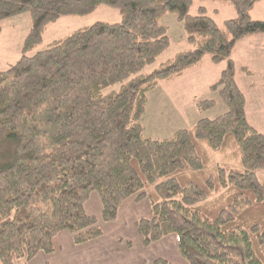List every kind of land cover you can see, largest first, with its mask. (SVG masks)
<instances>
[{"label":"trees","instance_id":"trees-1","mask_svg":"<svg viewBox=\"0 0 264 264\" xmlns=\"http://www.w3.org/2000/svg\"><path fill=\"white\" fill-rule=\"evenodd\" d=\"M220 1L236 13L222 25L203 7L191 15L194 0H0V32L3 20L27 13L32 20L21 57L0 71V141H15L14 159L0 170L1 264L54 253L61 232L76 245L103 237L98 218L85 210L92 192L103 222L115 221L131 196L150 201L152 214L138 220L144 247L175 234L187 264H264V184L257 176L264 133L248 122L232 59L238 41L264 34V19L251 17L261 0ZM101 6L118 10L121 21L96 22L28 55L49 24ZM168 12L183 23L191 47L144 73L170 46L160 23ZM206 54L226 63L212 88L227 111L168 138H146L148 93ZM211 151L236 165L214 164Z\"/></svg>","mask_w":264,"mask_h":264},{"label":"rangeland","instance_id":"rangeland-1","mask_svg":"<svg viewBox=\"0 0 264 264\" xmlns=\"http://www.w3.org/2000/svg\"><path fill=\"white\" fill-rule=\"evenodd\" d=\"M201 7L205 8L206 14L212 17L218 25H222L226 20L236 16L231 3L220 0H194L190 14L193 16L199 15V8ZM251 17L254 20L264 19V0L255 4L251 11ZM120 21L121 16L118 10L106 6H101L86 16L62 17L47 26L43 34V41L30 51L28 55L32 56L39 51L45 50L54 40L64 38L75 30L90 26L96 22L118 23ZM31 23V16L28 13L1 22L0 71L11 68L21 57L22 47L26 36L30 32ZM160 23L168 29L167 35L170 40V46L157 58L154 64L143 70L147 74L152 73L160 64L173 58L177 53L191 47L186 41L187 35L183 23L177 19L176 14L166 13L161 18ZM258 37L259 34L246 37L242 39V42H238L232 59L237 60L236 82L246 96L248 122L261 133H264V85L259 88L256 74L258 70L260 72L264 69V51L257 48L258 44L263 43L257 41ZM225 66V62L213 63L210 55L206 54L196 66L184 71L181 78L173 81H160L158 87L147 95L146 115L142 120L144 136L151 139L168 138L177 130L190 129L200 119H215L224 114L227 111V106L221 99L218 90L213 89L212 86L218 82L222 68ZM241 66H247L255 74L247 76L249 74H245L240 70ZM118 89L119 85H115L104 92L109 93ZM259 97L262 99L261 101ZM191 98L196 99L195 103H193ZM205 100H213L215 105L199 110L197 107L198 103ZM14 155L15 141L11 138H5L0 141V170L12 162ZM211 158L214 164L224 168L228 167L227 165L233 167L236 165L234 161L226 159L225 154L211 151ZM257 176L259 181L264 184V170H259ZM126 200L134 201L139 205L133 208L128 203L121 214L120 224H107L112 222H103L101 220V199L98 192H92L85 203L86 212L98 218V224L105 232V245H114L112 240L119 237V239L121 238L120 242L125 240V243L130 242L131 246L132 243L135 245L134 252L137 251L135 256L143 259L145 264H152L157 258H163L175 264H187L177 248L175 234H169L152 242L147 247L142 245L138 220L143 217H149L152 214V205L147 198L136 202L135 196H131ZM124 202L118 210V215ZM247 222L250 224L255 221L250 219ZM256 222L260 221L257 219ZM55 239V247H57L55 256L50 257L48 254L42 253L29 262L21 260L18 264H63L62 259L68 257L71 261L70 263L75 264V262H80L82 255L89 252L90 246L74 244L72 235L69 232H61Z\"/></svg>","mask_w":264,"mask_h":264},{"label":"crops","instance_id":"crops-1","mask_svg":"<svg viewBox=\"0 0 264 264\" xmlns=\"http://www.w3.org/2000/svg\"><path fill=\"white\" fill-rule=\"evenodd\" d=\"M258 38L259 39L257 41H260V42H263V43L262 44H258L257 48L264 51V34H259ZM242 41L243 40H240L238 42H242ZM234 62L236 64V66H237V60H234ZM241 67H247V66H241ZM223 69L224 68H222V70ZM262 71L259 72V70H258L256 72L257 80H258V83H259V88L262 85H264V69ZM254 74L255 73L251 71V75L249 74L247 76H253ZM181 77L182 76L177 77V78H175L173 80H177V79H179ZM173 80H170V81H173ZM259 99H260V101L262 100L260 97H259ZM192 101H193V103H195L196 99H192ZM246 103H247V101H246ZM128 203H130L129 206L133 207V208L137 207L139 205L138 203H135L134 201L126 200L124 202V204L122 205L121 209H120V212H119L117 220L112 222V223H107V224H120L121 214H122L124 208L127 206ZM99 210H100V208H99ZM88 214L93 215V214H91L89 212H88ZM120 239H119V237L113 239L112 241H114V245H105V242H104V240H105V232H104L103 237H101L99 239H96V240H93L91 242L82 244V245L90 246L89 247V252L85 253L84 255H82V257H80V262H75V264H145L143 259L138 258V257L135 256V253H137V251L134 252L135 245L132 243V246H128L127 243H125V240L120 242ZM141 239H142V237H141ZM141 239H140V241H141ZM54 242H55V246H56V239H54ZM101 242H102V244H101ZM56 253H57V250L54 253H52V254H48V256L53 257V256L56 255ZM40 254H42V253H40ZM40 254H38V255H40ZM45 255H47V254H45ZM132 255H134V257H132ZM62 262H63V264H71L70 263L71 261H70L69 257L62 259Z\"/></svg>","mask_w":264,"mask_h":264}]
</instances>
